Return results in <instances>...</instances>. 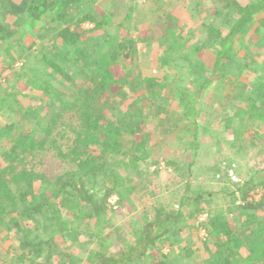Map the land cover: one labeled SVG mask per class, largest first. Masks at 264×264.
<instances>
[{"label":"trees","instance_id":"obj_1","mask_svg":"<svg viewBox=\"0 0 264 264\" xmlns=\"http://www.w3.org/2000/svg\"><path fill=\"white\" fill-rule=\"evenodd\" d=\"M98 1L21 0L16 3L0 0V32H5L6 40L18 41L28 33L37 32V28L47 27L64 42L63 48L55 46L44 51L41 59L47 70L35 68L31 79L37 81L42 91L54 87L49 83L51 73L57 74L59 80H66L69 86L62 91L55 85L61 93L59 103H55L69 107L76 114L67 151L57 144L59 133L54 134L53 125L62 115L54 109H39L37 129L21 130L15 122L0 124V226L8 235L12 232L18 235L21 260L28 259L30 264H171L172 255L184 259L196 250L187 248L185 253L181 249L165 253L163 246L172 248L178 241L179 229L190 219L206 214L201 222L207 232L203 239L208 254L204 264H264V218L259 213L264 209V191L260 198L249 193L259 187L264 190V168L254 173L258 177L252 175L238 186L240 201L234 206L240 215L237 223L229 215L231 210L216 209L213 192L200 186L193 189L187 179L173 206L162 203L161 197L150 200L142 219L132 228V239L121 238L120 242L111 243L107 237L116 234L118 229L111 224V213L135 207L137 187L133 184V174L124 175L121 170L128 166L131 173L143 175L141 163L148 159L155 146L151 132L145 129L147 120H156L162 132L181 126L179 129L185 131L184 139H190L186 151L194 155L202 145L197 115L210 86L221 83L219 81L227 75L233 82L239 73L233 71L232 66L239 65L241 59L249 58L262 67L253 54L240 55L236 48L242 39L240 34L248 27L259 23L255 30L261 32L264 0H209L213 14L225 15V21L232 27L225 31L214 19L203 21L201 27L208 31V39L194 49L187 47L182 26L173 23L175 17L168 14L170 20L160 26L159 37L169 54L174 49L179 51L176 63L192 52L213 49L209 65L208 60H199L200 66L187 67L188 76L199 80L195 88L170 87L168 82L159 83L158 77L134 83L124 71H118L119 59L130 57L135 62L133 55L139 52L138 47L155 34L137 26V36L108 31L113 22L107 14L98 15ZM13 13L19 15L15 14L12 19L9 14ZM86 22L94 26L86 28L83 26ZM96 31L101 32L95 34ZM71 61L77 66L74 69ZM79 77L85 79L76 83ZM129 84L130 93L145 90L153 101L164 98L166 106L160 108L158 103L143 101L140 93L127 96L124 87ZM165 87H169V91L164 94ZM247 87H243L247 92L249 88L244 98L246 105L234 103L233 110L223 117L231 122L238 135L252 118L264 121V76ZM126 97L130 102L121 107L120 101ZM3 100L9 105V98H1L0 103ZM18 103L23 108L22 103ZM25 113L29 114V110ZM36 132L40 136H36ZM55 146L58 155L71 164L55 177L22 164L28 154ZM191 162H187L188 167L192 166ZM166 165L175 169L181 166L178 159L171 158L166 159ZM239 222L241 225L237 227ZM109 230L111 233L107 234ZM82 236L100 239L102 250L75 256L68 239L80 242L85 248L91 240L82 242L79 239Z\"/></svg>","mask_w":264,"mask_h":264},{"label":"rangeland","instance_id":"obj_2","mask_svg":"<svg viewBox=\"0 0 264 264\" xmlns=\"http://www.w3.org/2000/svg\"><path fill=\"white\" fill-rule=\"evenodd\" d=\"M14 1L20 3L21 0ZM201 1L99 0L98 15L107 14L111 16L113 22L108 27V31L119 32L122 36H137L139 32V29H135L137 26L142 29L147 28L149 33L152 30L155 34L154 37L149 38L146 44L138 47L139 52L137 55H133L136 57L135 62L130 57H127L126 60L121 57L116 69L120 72L124 71L134 83L143 81L147 77H158L161 79L159 83L168 82L170 87L179 85L195 88L199 80H194L192 79L193 76H188L187 67H195L194 64L200 66L199 60L204 62L208 60L207 65H209L214 53L213 49L209 47L201 49L195 54L192 52L185 60L176 63L179 51L174 49L172 54H169L159 36L161 33L160 26L170 20L169 15L175 17L173 23L182 26L185 43L187 47L192 49L200 45V42H205L208 39V31L201 27L203 21L214 19L215 24L223 26L225 31L232 27L230 23H227L228 21H225V15L213 14L214 9L209 7L211 1L204 0L200 4ZM15 14L19 15V13H13L9 16L14 19ZM262 14L258 17H261ZM121 23L124 25L119 26L118 24ZM258 24L248 27L245 32L240 34L242 39H239L236 49L240 50V55H243L244 52L253 54L252 56L258 58V62L260 61L263 65L259 68L257 62L249 58L241 59L239 65L232 66L233 71L239 73V76L233 81L234 83L227 75L223 81H219L221 83H214L210 86L201 100L200 111L197 115V120L201 126L199 138L202 145L194 155L189 153L191 151H186L189 148L190 139L187 137L184 139L185 131L179 129L181 126L174 128V130L168 129V131L162 132L156 120H147L145 129L151 132V141L155 146L152 153L147 157L148 159L141 163L142 176L141 173L139 175L131 173L132 170L128 166H124L121 170L124 175L133 174V184L137 187V195L134 199L135 207L130 211L123 208L113 214L111 213V224L115 229H118L113 236H107L108 241L117 243L120 242L118 240L121 238L132 239V228L135 227L137 221L142 219V212L147 208L150 200L161 197L162 203L173 206L176 195L184 189L187 179L191 182L193 189L200 186L213 192L212 197L216 209H221L224 212L231 210L229 215L235 223L238 222L237 219L240 215L234 208L240 201L241 192L237 190L238 186L252 175L258 177V174L254 173L264 168V121H260L256 117L252 118L250 124L244 127L243 133L238 135V132L233 131L231 122L223 120V117L233 110L234 103L246 105L244 98L249 94L248 87L253 85L258 77L264 76V25L260 22L262 25L261 32H256L255 29ZM42 26L46 25L43 24ZM83 26L90 28L94 24L86 22ZM36 30L37 32L28 33L24 38L13 42L11 41L13 39L6 40L5 32H0V99L9 98V105L13 104L11 107L7 105L5 100L0 103V124L15 122L16 127L21 130L37 129V119L40 117L39 109L41 107L43 110L54 109L62 115L55 116L58 118L55 120L56 124L53 125L56 129L54 134L59 133L56 137L57 144L64 151H67L75 127L76 114L69 107L56 104L59 103L58 97L61 96V93L59 90L57 91L55 85H58L62 91L63 88H68L69 84L64 79L59 80L57 74L51 73V75L48 74L50 76L49 83H52L54 87L42 91L36 85L35 82L37 81L31 79L35 68H40V71L47 70L46 64L41 59L44 51L55 46L63 48L64 42L47 27ZM100 32L96 31L95 34ZM69 63L73 69L77 67L72 61ZM84 79L79 77L76 83H80ZM244 82L247 83L244 84ZM246 85H248V92L243 89ZM124 89L127 90V96L132 93L133 95L140 93L143 101L158 103L160 108L166 106L164 98L161 97L153 101L149 98L148 92L145 94V90L140 89L138 92L132 91L130 93V84ZM168 91L169 87L163 89L164 94ZM116 96L118 97V95ZM128 98L121 99V107L128 106V102H130ZM18 102L22 103L23 108ZM26 110H29V114L25 113ZM35 134L40 136L37 132ZM58 152L56 146L51 149H40L33 154H28L22 164L50 177H55L71 165L70 161L58 155ZM167 158L178 159L180 168L175 169L167 166ZM189 161H192L191 167L187 166ZM263 191V188L259 187L250 190L249 193L260 198ZM116 199L114 197L112 201ZM259 213L260 217L264 218V209L259 210ZM205 218L206 214H202L198 219H190L182 229H179L177 243L172 248L168 245L163 246L162 251L165 253H172L179 249L185 253L187 248L196 250L192 256L184 259H181L180 255H172L171 264H204V258L208 254L203 245V239L207 236V232L201 226V222ZM240 225L241 222L238 223L237 227ZM109 232L110 230L107 234ZM9 234L0 226V264H30L28 259L26 261L21 260L18 235L16 236L15 232ZM79 239L82 242L90 239L91 242L83 248L80 246V242L74 243L69 238L68 242L73 246L72 251L75 256H86L90 250L95 252L102 250L100 239L85 236Z\"/></svg>","mask_w":264,"mask_h":264}]
</instances>
